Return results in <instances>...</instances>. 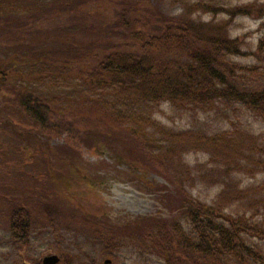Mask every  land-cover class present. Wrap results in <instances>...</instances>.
<instances>
[{
    "label": "trees",
    "instance_id": "16d2710c",
    "mask_svg": "<svg viewBox=\"0 0 264 264\" xmlns=\"http://www.w3.org/2000/svg\"><path fill=\"white\" fill-rule=\"evenodd\" d=\"M104 1L119 2V28L132 43H115L104 54L93 55L78 78L71 79L72 67L84 61L77 53L58 46L50 49V43L25 47L16 40L7 42L13 45L1 41L4 34L30 33L61 14L84 12L79 17L84 26L94 0H0V162L25 159L27 153L19 145L24 137H34L38 152L39 135L80 140L76 130L82 125L91 130L80 141L94 150L100 149L103 135L110 139L116 133L125 152L132 151L174 186L177 202L170 209L177 217L108 229L103 240L107 251L131 247L143 258L155 257L163 264H264V186L242 189L239 176L235 177L241 167H250L252 157L264 154V146L257 145L261 138L235 128L211 132L203 127L207 125L176 129L157 118L162 105L204 115L240 107L264 121V89L247 82L259 67L236 61L248 55L258 58L264 52V37L256 52H248L242 38L233 37L239 18L264 20V2L160 0L180 8V13L154 23L141 19L139 3L148 0ZM96 2L99 6L102 0ZM88 31L86 27L84 32ZM74 81L78 90L69 91L73 103L66 111L75 123L68 124L66 114L53 109L57 99H50L48 92L68 90ZM4 142L14 148L9 154ZM45 149H51L49 143ZM191 154H203L208 161L192 165L186 159ZM78 162L79 158L73 159L72 164ZM116 163L126 162L119 157ZM258 166L264 169V161ZM128 167L144 176L139 165ZM221 176H231L233 183L228 187ZM214 181L224 187L211 200L202 197L198 185L213 187ZM6 207L12 239L27 246L32 226L29 203L12 200ZM255 238L263 244H254ZM64 259L66 264L71 257Z\"/></svg>",
    "mask_w": 264,
    "mask_h": 264
},
{
    "label": "rangeland",
    "instance_id": "374dc122",
    "mask_svg": "<svg viewBox=\"0 0 264 264\" xmlns=\"http://www.w3.org/2000/svg\"><path fill=\"white\" fill-rule=\"evenodd\" d=\"M252 1L254 0H234L233 3L245 4ZM118 3L102 0L98 6L94 0L89 4L91 12L87 17L88 24L84 26L79 21L84 12L78 16L61 14L40 24L30 33L17 37L4 34L1 43L13 45L7 42L16 40L17 44L25 47H28L29 43H35L33 46L50 43V49L58 46L77 53L84 61L77 68L72 67L69 76L71 79L78 78L79 70L83 65H87V59L92 61L93 55L104 54L107 48L115 43H132L131 36L119 28V17L116 15ZM139 4L138 7L145 17L141 18L144 22L163 23L169 15L177 16L180 13V8L160 0H148ZM86 27L89 28L87 33L84 32ZM233 37L242 38L248 52H256L264 37V20L239 18ZM236 61L243 65L259 67V73L255 74V77H248L247 82L256 88L264 89V52L258 58L248 55L238 57ZM74 83L68 86V90L48 92L50 99H57L56 103H53V109L66 114L68 119L65 123H75L74 118L66 111V107L73 103L69 100L72 97L69 91L78 90V83ZM157 118L176 129L207 125L208 127H203L209 128L211 132L233 131L234 128L243 132L250 130L261 138L257 145L264 146V121L244 108L239 107L235 111L223 108L222 111L204 115L162 105ZM65 123L63 122V125L70 130ZM29 128L26 127L28 130ZM80 128L83 129H77L76 133L81 134L76 135L83 140L84 133L86 135L87 130L91 129L82 125ZM117 135L112 134L110 139L103 135L100 149L97 147L94 150H90L83 141L75 140L73 136L68 138L67 135L54 139L39 135V140L36 141L38 152H35L33 147V136L24 137L19 141L23 152L27 153L25 159L10 161L8 164L0 162V264H43L44 258L51 255L60 257V264H65L64 257L68 258V255L71 259H68L66 264H106L108 260L109 264H163L155 257L143 258L142 254L135 252L131 247L109 252L103 243L106 239L104 237H108L105 234L108 229H124L145 219L170 221L177 217L170 209L177 202L178 194L174 186L152 166H148V163L144 161L143 164V160L132 151L125 152L123 144L116 138ZM5 139L7 140L6 137ZM47 143L51 147L50 150L45 149ZM96 143L93 144L97 146ZM4 148L8 154L10 149H14L6 142ZM78 150L81 151L79 155L75 154ZM263 155L260 153L252 157L248 169H239L240 172L235 177L239 176L242 189L253 185L264 186V169L258 166L259 162L264 161ZM119 157L124 159L125 165L116 163ZM78 158L79 165H73V159ZM186 159L192 165L205 164L208 161V157L203 154H191ZM131 164L139 165L144 171V176L140 178V173L129 168ZM81 165L89 170H83ZM144 165L147 167L144 168ZM33 176L36 180L34 183ZM221 181H225V185L229 187L233 178L221 176ZM198 187L199 194L211 200L224 185L214 181L213 187L209 183ZM33 189L36 191L33 192ZM12 200L28 202L32 211V226L27 246L16 243L11 236L6 202ZM235 205L233 203V207ZM236 206L234 212H237ZM253 241L257 245L263 244L259 238Z\"/></svg>",
    "mask_w": 264,
    "mask_h": 264
},
{
    "label": "water",
    "instance_id": "95a60500",
    "mask_svg": "<svg viewBox=\"0 0 264 264\" xmlns=\"http://www.w3.org/2000/svg\"><path fill=\"white\" fill-rule=\"evenodd\" d=\"M60 262H61V259L57 255L48 256L44 258L43 260V264H59ZM109 263H110V260L106 262V264H109Z\"/></svg>",
    "mask_w": 264,
    "mask_h": 264
}]
</instances>
